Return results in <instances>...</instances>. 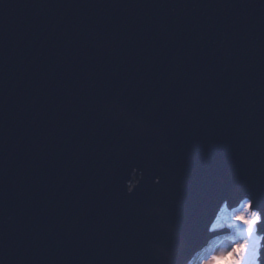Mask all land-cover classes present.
<instances>
[{
    "label": "water",
    "instance_id": "95a60500",
    "mask_svg": "<svg viewBox=\"0 0 264 264\" xmlns=\"http://www.w3.org/2000/svg\"><path fill=\"white\" fill-rule=\"evenodd\" d=\"M226 155L260 179L264 0H0V264H143L148 210L175 211ZM219 196L151 264L229 232L210 229L237 185Z\"/></svg>",
    "mask_w": 264,
    "mask_h": 264
},
{
    "label": "snow or ice",
    "instance_id": "6c2138e0",
    "mask_svg": "<svg viewBox=\"0 0 264 264\" xmlns=\"http://www.w3.org/2000/svg\"><path fill=\"white\" fill-rule=\"evenodd\" d=\"M115 103L124 109L137 107V100L132 97L115 96ZM153 113H145L140 118L142 124H151ZM235 183L240 195V207L232 215L234 227L242 243L234 244L231 254L232 264H250L259 259V231H264V169L260 179L253 181L248 178L242 167L239 156L226 155L221 160H210L207 176L199 185V191L185 190L175 201V211L168 203H158L148 210L154 221V227L145 231L137 244V250L143 264H151L153 259H162L163 249H157L161 240L174 238L176 254L179 255L188 245L185 227L193 220L203 222L205 227L211 221L224 197L219 193ZM159 199V198H158ZM221 214L224 208H220ZM220 217H217L219 220ZM215 228L216 225L212 224ZM157 233L153 240L152 233ZM213 259H216L215 257Z\"/></svg>",
    "mask_w": 264,
    "mask_h": 264
},
{
    "label": "rangeland",
    "instance_id": "374dc122",
    "mask_svg": "<svg viewBox=\"0 0 264 264\" xmlns=\"http://www.w3.org/2000/svg\"><path fill=\"white\" fill-rule=\"evenodd\" d=\"M239 207L237 209L224 207V213L221 214L220 212L218 216L220 219L216 220V227H211L210 231L214 232L227 228L229 232L214 235L208 245L185 264H232L234 256L231 254V248L234 244L242 243L238 238L237 229L233 226L234 221L231 218ZM261 240L262 238H260L259 247ZM214 257L216 259H213ZM250 264H258V261L250 262Z\"/></svg>",
    "mask_w": 264,
    "mask_h": 264
},
{
    "label": "bare ground",
    "instance_id": "6f19581e",
    "mask_svg": "<svg viewBox=\"0 0 264 264\" xmlns=\"http://www.w3.org/2000/svg\"><path fill=\"white\" fill-rule=\"evenodd\" d=\"M224 207H226V205H224L223 207H221V208H224ZM219 213H220V211H219ZM219 213L217 214V216L215 217V219H214V221H213V224H215L216 223V220H217V217L219 216Z\"/></svg>",
    "mask_w": 264,
    "mask_h": 264
},
{
    "label": "flooded vegetation",
    "instance_id": "af4514ba",
    "mask_svg": "<svg viewBox=\"0 0 264 264\" xmlns=\"http://www.w3.org/2000/svg\"><path fill=\"white\" fill-rule=\"evenodd\" d=\"M261 236H262V235H261ZM260 238H262V237H260ZM261 243H262V246H263V240H261ZM261 249H262V247H261ZM261 249H260V250H261ZM258 261H259V260H258Z\"/></svg>",
    "mask_w": 264,
    "mask_h": 264
},
{
    "label": "trees",
    "instance_id": "16d2710c",
    "mask_svg": "<svg viewBox=\"0 0 264 264\" xmlns=\"http://www.w3.org/2000/svg\"><path fill=\"white\" fill-rule=\"evenodd\" d=\"M263 247V246H262ZM262 250V249H261ZM261 250H260V252H261Z\"/></svg>",
    "mask_w": 264,
    "mask_h": 264
}]
</instances>
